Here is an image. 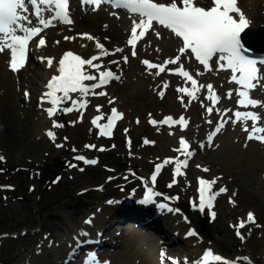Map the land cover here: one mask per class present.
<instances>
[{
	"label": "rangeland",
	"instance_id": "374dc122",
	"mask_svg": "<svg viewBox=\"0 0 264 264\" xmlns=\"http://www.w3.org/2000/svg\"><path fill=\"white\" fill-rule=\"evenodd\" d=\"M241 2L244 4L247 0H241ZM75 18L77 20L79 15H75ZM94 30L96 29L93 26L86 27L81 22L66 28L65 33L54 28L47 34L48 43L52 44L64 36H77L79 31L81 34H85L87 32L93 33ZM124 39L120 43H108L105 49L113 51L121 47ZM63 41L62 50L74 48V44L68 43L64 38ZM121 55L119 58L122 62ZM149 55L146 53L143 57L148 58ZM128 56L131 57V54L128 53ZM135 65V72L130 78L121 77L120 80L111 84L107 89V97L96 100L90 112H87L92 115L97 105H103L106 108L116 106L125 113V118L119 126L117 138L102 144V147L106 149L105 151L95 149L90 154L95 156L97 161V164L91 167L85 166L81 161L75 159L67 162L69 157L74 158L73 150H78V153H85L84 143L96 141L87 118L82 122L84 124L81 128L79 127L80 124L74 127L70 125L71 122L76 123V119L81 114L78 116L70 115L66 118L67 123H60L63 126L58 127L59 141L57 144L64 142L63 138L70 139L69 143L64 144L62 148H56L46 141L45 137H42L44 136L42 129L44 126H49V123L48 121L43 123L41 117L43 112L39 108L38 101H36L40 95L39 89L44 85L43 78L35 74L36 71H42L38 64L30 61L27 68L18 75L21 81L20 86L17 84L16 76L9 78L11 82L10 92L14 94L13 110L8 108L9 103L5 98L9 91L2 88V92H0V157H3V160H0V182L13 185L15 189L9 192L0 188V234H2L0 237V264H54V259L50 256L52 253L51 246L50 248L47 246L52 244L53 239L56 241L63 237L72 240V236L79 230L83 220L89 217L92 212H97L96 210L102 208L106 209L108 207L107 200H115L120 195L126 194V192L120 193L118 187L116 188L119 183H129L120 178L129 177L133 179L132 172L134 170L142 172L137 168L138 166L144 165L146 166L145 169H149L150 163L155 160L154 157L165 154L161 145L170 132L154 133L152 128L147 125V118L155 116L159 112H173L175 114L177 111L171 109L173 105L165 108V106L157 103L146 106L141 112H137L133 107L125 104V98L129 96L137 97L144 94L150 98H157V90H151L142 85L141 79L144 76H150V72L144 70V76L141 75L139 59ZM122 71L123 64L121 65V74ZM24 89L33 92H30L29 101L22 94ZM121 94L126 95V97L121 99ZM111 99H116L113 105L107 103ZM173 99L176 100V96ZM127 129L129 130L126 132ZM125 137L132 139L130 151L125 147ZM142 137L157 138V145L152 148L144 146L141 142ZM219 141L222 139L219 138ZM213 153L219 154V151ZM249 156L256 158L251 163L255 178L251 185L247 186L246 194L242 193V187L238 182L236 183V179L240 178L237 177L229 182H232L231 185H235L239 189L238 208L256 209L259 221L264 228V184L260 185L256 181L259 179L262 165H259L257 160L259 157L254 155L253 150H249ZM212 157L207 152H203L198 156L197 161L210 164L213 168L211 175L223 173L225 180L233 178L224 173V170H221L216 163L212 165ZM256 161L257 163H255ZM234 171L238 173L237 168ZM192 185L193 189V179ZM161 186L166 187L167 183L163 180ZM260 193L263 194L262 199H260ZM234 211L233 209L229 213L227 203L224 200L221 201L218 208L219 220L213 225L214 231L218 234L210 237L221 240L224 249L228 248V252L235 255L242 251L231 246L233 243L230 237L231 232H229L230 228L226 224ZM110 213L112 212L107 211L104 219ZM100 216L102 214L95 220L96 226L101 225L100 219L102 217ZM234 222H236V218H234ZM118 226L120 228L122 225ZM118 226L109 230L107 235L116 237L114 240L119 239V246L113 248V251L107 249L105 250L106 253L102 254L111 264H123L124 261H128L129 249L124 246L126 241L125 238H120V232L117 237ZM128 228L132 227L128 225ZM14 235L16 237H12ZM255 242L263 245L262 237L260 240L256 238L251 240V244ZM181 243L188 244L189 242H178L177 240V243L170 246L169 249L174 251L177 248H182L179 246ZM259 251L260 249L255 251L254 256H258ZM116 253L118 255H115ZM64 255L65 252L61 256ZM127 264L133 263L131 261Z\"/></svg>",
	"mask_w": 264,
	"mask_h": 264
},
{
	"label": "snow or ice",
	"instance_id": "6c2138e0",
	"mask_svg": "<svg viewBox=\"0 0 264 264\" xmlns=\"http://www.w3.org/2000/svg\"><path fill=\"white\" fill-rule=\"evenodd\" d=\"M69 3L70 0H0V54H4L5 52L9 54L8 62L12 72H19L25 67L30 52V41L33 38L40 36L41 32L48 27L55 26L56 22L66 25L74 23L69 15ZM81 3L96 7L109 3L114 9L126 10V13L132 14L131 38L127 43L132 46L133 57L137 55L135 51L137 42L145 37L147 33L151 31L155 33L157 38L161 37L160 31L157 30L158 27L169 30L170 34H174L176 38H179L182 41V46L178 49L181 55L176 56L174 59L165 60L163 65L150 63L148 60L142 61L148 69H159L156 75L165 72L164 65H175L178 61H181V56L187 60L194 57L195 61H198L205 71H212L213 67L217 71L230 70L231 76L229 82H234L239 86L236 89V95L239 97L237 100L238 107L245 109L249 107L264 108V102L251 98L250 95L252 90L261 86V80L264 79V59H253L245 54L246 50L241 43V33L249 27L250 20L237 7V0H208L207 6H200L202 0H179V2L178 0H160V2H157V0H81ZM28 5L31 6L32 15L35 17V25H33V20L28 15L22 14L29 11ZM52 6L55 8L54 13ZM46 13L49 14L47 18L45 16ZM113 14L116 15L118 13L114 12ZM233 14L236 15L234 16ZM80 35L88 41L96 40L95 47L101 50V55H109L108 51L104 49V45L97 38L87 33ZM75 38L64 37L65 40H74ZM56 43L59 44L60 41H56ZM43 46H46V40L41 37L36 47L40 48ZM123 51L124 49L122 48L115 49L116 53ZM37 58L41 62L46 61L47 66L53 68L58 73L51 77L46 85L49 91L41 97L42 103L44 98L47 97L52 105V107L46 109L49 117L54 115L56 112L55 106L62 100L64 102L71 100L72 103V107L63 108L65 113L86 108L88 101L84 97L90 93L100 96L106 95L105 92L96 93L95 89L108 84L110 80H118L120 78L111 70L100 72L99 78L97 75L92 74L89 71L90 69L99 70L101 67L99 64L94 63L95 60L99 59L95 55L84 59L72 51H66L63 53L62 58L58 60V66L54 65L53 58L44 56H38ZM123 62H128V56L125 55L123 57ZM111 63L119 65L120 61H111ZM86 65L88 66L87 69ZM178 75L187 81H191V89L182 87L177 88V91L186 94L192 99H196L195 93L200 90L197 87V81L182 66L178 69ZM86 81L98 82L88 85L85 84ZM164 87H168L167 83H165ZM200 87H207L209 94L206 99L212 101L213 105L219 101V97L215 94L211 84L206 86L200 85ZM57 93H62V96H57ZM70 93H79L81 99H73ZM159 94L163 97L164 92L161 91ZM24 95L27 98L28 93L25 92ZM227 96L228 99H232V90L228 91ZM112 102L111 100L109 101V103ZM97 110L99 111V106ZM231 111L232 109H225L224 115L226 116ZM207 112L211 114L213 108L208 107ZM233 115L235 119L231 117L224 119L223 116L221 117V121L217 123L214 131L208 135L209 144L213 142L214 136L222 130L229 119H232V123L234 124L240 122L244 125L243 131L247 133L246 139L248 141L254 140L264 143V126H260L261 116L258 113L237 110L234 111ZM100 118H94L92 123L96 127L101 128L100 135H110V129L114 126L115 121L122 118V114L113 108L107 124L103 126L97 124V120ZM248 121H251L250 126L247 123ZM207 122L212 123L210 120ZM137 123H139V120H137ZM149 123L154 126L158 123L169 126L179 124L184 128L187 127L188 121L183 116L179 120H173L172 116H168L163 121L150 119ZM54 126L62 127L63 125L54 124ZM125 131L127 132V130ZM47 134L51 139L55 140V134L52 131H49ZM169 134L171 135L172 133ZM144 143L147 144L149 141L145 140ZM179 145V148L174 150L177 152L182 151L185 159L181 161L179 158H176L173 161L166 158L162 164L156 166V173H159L163 166L174 163V174L183 175L181 169L182 167H187L188 158L193 153L188 150L190 145L183 137H181ZM56 146L62 147L60 144ZM201 146L203 147V145ZM85 147L95 148L94 145H86ZM100 150L103 151L104 149L101 148ZM77 159L83 160L87 164L97 163L96 160H85L84 157H77ZM0 160H3V157H0ZM204 171H208V169H204ZM156 179V174H153L151 181L154 183ZM218 179L214 178L212 181L199 179L200 210H204L205 208L212 209L213 201L216 200L217 196L227 192L226 187H220L218 192L211 191L212 185H215ZM174 183H176L175 179L168 187H171ZM206 193H208L207 197ZM159 195L161 194L153 191L152 187H148L147 194L142 203H150L153 201V197ZM229 202H232L231 197H229ZM211 215L215 217L216 214L212 211ZM247 222L250 224L256 223L252 213L248 214ZM240 227H244L243 222L240 224ZM190 235H195V233H190ZM236 235L241 240L244 239V236L238 229ZM207 256H210L212 261H222L221 256L208 252L205 257V264H207ZM240 259L248 261L247 257ZM224 264H228V262H224ZM248 264H251V262L248 261Z\"/></svg>",
	"mask_w": 264,
	"mask_h": 264
},
{
	"label": "bare ground",
	"instance_id": "6f19581e",
	"mask_svg": "<svg viewBox=\"0 0 264 264\" xmlns=\"http://www.w3.org/2000/svg\"><path fill=\"white\" fill-rule=\"evenodd\" d=\"M260 4L261 1L260 0H247L246 3L242 4V6L244 7V14L246 15V17H248L251 21V29H256L258 28V23L259 22H263L264 20L260 18V14L257 13L258 9L261 10L260 8ZM101 21H106L107 23V27L104 28L103 24ZM81 22L83 26L86 27H91V26H95L96 30H94L95 33H90V35H92L93 37L97 38L99 42L107 44V43H120L124 37H126L127 31L125 30V28H123L122 26H120L118 23L114 22L112 20V18H109L108 16L104 17V13L100 12L98 13V16L96 14H87L86 17L81 18ZM124 22V21H123ZM65 27V26H62ZM81 32V31H79ZM163 36L160 38H156V37H152L151 42H150V46L149 48H154V45H158L160 47V49L163 51V55L164 54H169L170 52H172L175 48V46L177 45V40L171 38V37H167L165 34H162ZM75 40V41H74ZM74 40H68V43H72L75 45L76 48V52L81 53V54H86V58H91L93 55L98 56L99 57V51H101L100 49H96L95 44H96V40L93 41H88L86 38H82L81 35H79V37H76ZM62 42L57 44H52V47H45L42 52L45 55V57H49V58H53V63L54 65H58V60L59 57L61 55V47H62ZM82 45H84L82 47ZM4 57H6V53L4 54H0V69L2 68L3 70L0 71V84L2 86V88L6 89V91H9L8 93H6L5 98L8 100L9 103V107L10 110L14 109V101H13V96L14 94L12 92H10V75L12 76V74L10 73V75L8 73H6L9 69L8 66L6 67L8 70H6V68L3 66L2 67V61L4 59ZM34 62H37V64H39L40 68H42L41 72H35V74L37 76L40 77H45V79H47L49 77V75L51 73H54L55 71L53 70V68H49L47 66L46 61L45 62H40V59L34 58L33 59ZM136 59H131L130 60V66L126 68L125 70V76L126 78H130L133 74H134V70L136 68ZM95 63V61H94ZM221 77H225V76H221ZM169 77H159L160 81H165V80H169ZM213 82L215 83V88L218 89V92L220 94L221 99H223L226 103V106H229V104L232 102V99H228L227 93L229 90H231L232 83H230L229 81H225L223 84L220 83V79L219 78H215L213 79ZM142 84L144 87L149 86L150 85V81L145 77L144 79H142ZM143 87V88H144ZM45 90V89H44ZM43 90V91H44ZM42 91V92H43ZM173 92H169L167 91L165 93L164 98L161 101H158V99H154V98H150L148 95H144V94H140L137 97H126V95L121 94L120 98L123 99L125 98V104L127 106H131L133 107L137 112H141L146 106H152L154 104L160 103V105L162 106H168V104H172L177 106V104L174 101H171V98L173 96ZM42 96V94H41ZM162 103V104H161ZM189 115L188 116H192L194 115V112H191L190 110H188ZM197 113V111L195 112ZM195 129V128H194ZM197 132L199 131V129H196ZM170 139L167 138L164 142V145L162 143L161 148L163 150L164 149H169L170 148V143H169ZM246 144H249L251 146H255L256 144L254 142H246ZM251 151V149H250ZM211 156H213L211 158V161H213V165L214 163H216L217 165H219V167L221 168V170H224V173L228 174V176H232L235 178H240L237 181L239 182V184L242 187V193H245L248 191L247 186H250L251 183L254 181V179L251 177V175L255 176V173L252 169V162H254L256 160L255 157L249 156V150L245 151V152H241V150H238L236 145L234 144H227L225 143L223 145V147L221 148V151L219 154H210ZM257 163V161L255 162ZM254 163V164H255ZM238 168V173H235L234 169ZM125 186V184L123 183L122 188ZM246 188H243V187ZM129 187V184H127L125 186L124 192H126V189ZM122 188H120L119 190H121ZM133 206V205H132ZM109 211H113L114 214L116 213V211L118 212V216L120 215V217L124 216L125 213L129 212V213H136L138 212L137 207L133 206V207H125L124 204H121L120 206L117 207H112V208H108ZM142 214L141 217H144L146 215H151V209L147 208V209H142ZM146 212V213H144ZM144 213V214H143ZM146 219L142 220V222H145ZM125 224V223H124ZM128 224V223H127ZM147 224H151L153 225L157 230L156 231H160L163 235L164 238L166 240H171V238L168 236V233L165 230H170V225L169 222L163 221V223H159V221L157 222L156 219L153 220H149V222ZM118 226V222L115 220L112 221H108L107 223V227L105 228V230L107 232H109V230H112L113 228ZM125 226V225H124ZM163 226V228L161 227ZM128 230L125 232L126 234V245L128 246L129 249V253L127 254L128 257V261H124L123 264H127V262L131 263V260H133V258L135 257H139V259H136V261H132L133 264H152V251L151 250H144L142 247H144V244H148L147 241L150 240V238L148 237H140V236H135L134 234H138L141 232H137L134 231L133 229L127 228ZM115 230V229H114ZM117 230V228H116ZM143 238H146V240H144ZM70 239L67 240H63L61 245H59L57 249H54L52 252V259H55L57 257H60L61 253L63 251H65L67 249V245L70 243V241H68ZM168 245H171V243H168ZM204 245H207L206 243L202 244L201 246H199L198 250L203 247ZM258 245V243H257ZM223 243L221 240H217L214 239L213 240V244L212 247H214L216 250L219 251H223L222 249ZM75 250H79L78 248H74ZM197 250V251H198ZM115 255H118V253H116ZM183 257H187V256H183ZM44 258V257H43ZM85 258H83L84 260ZM84 264H86L85 261H83Z\"/></svg>",
	"mask_w": 264,
	"mask_h": 264
},
{
	"label": "water",
	"instance_id": "95a60500",
	"mask_svg": "<svg viewBox=\"0 0 264 264\" xmlns=\"http://www.w3.org/2000/svg\"><path fill=\"white\" fill-rule=\"evenodd\" d=\"M252 35H255V34L252 33ZM257 37H258V36L256 35V38H257ZM251 38H252V37H250L249 39H251ZM253 48H254V49H257L256 47H253Z\"/></svg>",
	"mask_w": 264,
	"mask_h": 264
}]
</instances>
